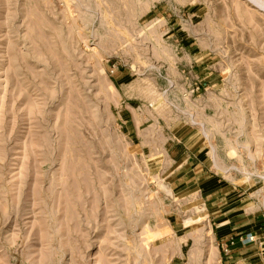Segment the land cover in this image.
I'll return each instance as SVG.
<instances>
[{"label":"rangeland","instance_id":"1","mask_svg":"<svg viewBox=\"0 0 264 264\" xmlns=\"http://www.w3.org/2000/svg\"><path fill=\"white\" fill-rule=\"evenodd\" d=\"M214 178L263 219V8L0 0V264H238Z\"/></svg>","mask_w":264,"mask_h":264},{"label":"crops","instance_id":"2","mask_svg":"<svg viewBox=\"0 0 264 264\" xmlns=\"http://www.w3.org/2000/svg\"><path fill=\"white\" fill-rule=\"evenodd\" d=\"M196 147L192 148L185 143L178 145L173 161L177 163V169L189 167L190 174L194 176L207 174L208 168L200 159L202 151L197 148L194 153L191 150ZM212 180L211 186L204 184L202 189L208 201L214 198L219 200V214H216L218 222L212 227L213 234L220 242L235 240L229 247V255L224 256V259L238 264H264V217L261 219L260 215L249 211L250 207L244 204L248 195H241L236 188L232 190L223 179ZM201 183L203 184V181ZM210 215H213V212ZM248 236H254V240L249 241ZM242 239L244 241H241Z\"/></svg>","mask_w":264,"mask_h":264},{"label":"built area","instance_id":"3","mask_svg":"<svg viewBox=\"0 0 264 264\" xmlns=\"http://www.w3.org/2000/svg\"><path fill=\"white\" fill-rule=\"evenodd\" d=\"M250 240L253 241L254 240V236H250ZM235 243V240L234 239H231V241H227L225 243L222 244V247H223V250L225 252H228L229 251V247L231 245H233Z\"/></svg>","mask_w":264,"mask_h":264},{"label":"bare ground","instance_id":"4","mask_svg":"<svg viewBox=\"0 0 264 264\" xmlns=\"http://www.w3.org/2000/svg\"><path fill=\"white\" fill-rule=\"evenodd\" d=\"M249 1H250L252 4H255V5H257L258 7L264 9V3H262L261 0H249Z\"/></svg>","mask_w":264,"mask_h":264}]
</instances>
